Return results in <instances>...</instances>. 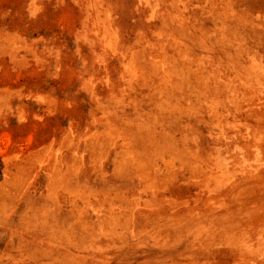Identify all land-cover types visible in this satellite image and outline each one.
Returning a JSON list of instances; mask_svg holds the SVG:
<instances>
[{
	"label": "rangeland",
	"instance_id": "obj_1",
	"mask_svg": "<svg viewBox=\"0 0 264 264\" xmlns=\"http://www.w3.org/2000/svg\"><path fill=\"white\" fill-rule=\"evenodd\" d=\"M0 264H264V0H0Z\"/></svg>",
	"mask_w": 264,
	"mask_h": 264
}]
</instances>
